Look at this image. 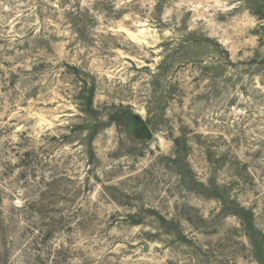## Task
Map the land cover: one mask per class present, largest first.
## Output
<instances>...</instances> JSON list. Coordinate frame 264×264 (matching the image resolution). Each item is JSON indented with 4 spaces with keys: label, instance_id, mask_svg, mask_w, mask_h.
Instances as JSON below:
<instances>
[{
    "label": "rangeland",
    "instance_id": "1",
    "mask_svg": "<svg viewBox=\"0 0 264 264\" xmlns=\"http://www.w3.org/2000/svg\"><path fill=\"white\" fill-rule=\"evenodd\" d=\"M263 24L0 0V264H264Z\"/></svg>",
    "mask_w": 264,
    "mask_h": 264
},
{
    "label": "water",
    "instance_id": "2",
    "mask_svg": "<svg viewBox=\"0 0 264 264\" xmlns=\"http://www.w3.org/2000/svg\"><path fill=\"white\" fill-rule=\"evenodd\" d=\"M263 26H264V24H263ZM133 119L135 120L137 125L140 127L141 133L146 137H150L149 132L147 130V127L145 126L144 121L141 119V117L136 115L133 117Z\"/></svg>",
    "mask_w": 264,
    "mask_h": 264
}]
</instances>
